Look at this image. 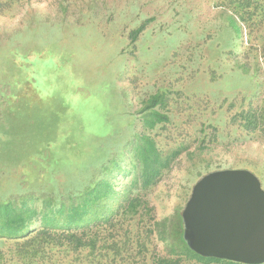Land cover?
<instances>
[{
  "label": "rangeland",
  "instance_id": "374dc122",
  "mask_svg": "<svg viewBox=\"0 0 264 264\" xmlns=\"http://www.w3.org/2000/svg\"><path fill=\"white\" fill-rule=\"evenodd\" d=\"M1 1L0 199L33 194L37 207L44 195L67 200L112 158L119 168L108 165L110 180L122 195L135 175L128 144L142 125L136 109L156 91L169 97L172 121L157 136L164 148L183 140L193 149L201 122L217 136L208 166L182 152L154 185L133 190L154 217L185 204L197 170L247 168L264 189V22L251 38L240 8L226 4L233 0ZM148 17L132 49L128 31ZM248 107L263 112L252 133L240 117L230 120ZM152 222L145 216L138 228L145 234ZM149 237L154 247L139 264H152V248L167 254L155 232Z\"/></svg>",
  "mask_w": 264,
  "mask_h": 264
},
{
  "label": "trees",
  "instance_id": "16d2710c",
  "mask_svg": "<svg viewBox=\"0 0 264 264\" xmlns=\"http://www.w3.org/2000/svg\"><path fill=\"white\" fill-rule=\"evenodd\" d=\"M226 4H237L240 8L251 38L254 29L261 30L264 0H233ZM2 5L0 0V12ZM33 12V6H29L25 14ZM151 19H143L128 31V45H132V49ZM168 100L164 91H156L139 101L136 112L142 120L141 129L133 133L128 144L135 175L122 195L116 193L110 180L108 165L119 168L117 160L112 158L101 166L105 171L103 175L86 184L76 194L69 195L67 200L44 195L41 206L37 207L35 200L40 197L33 194L0 199V264H139L141 259H147L150 246L154 247L149 237L153 232L163 242L167 254H159L152 248V264H182L183 256L204 262L243 263L202 255L189 247L183 236L181 215L189 197L184 205H177L172 213L156 218L149 202L139 194H133L137 187L145 190L154 185L182 152L193 159V165L210 164L205 156L214 151L213 140L217 136V128L211 123L207 125L201 122L194 136L196 146L193 149L183 140L168 149L158 141L157 136L172 121ZM237 117L241 119L239 125L247 133H252L263 119V112L253 107L239 109L231 116L232 123ZM204 125L211 126L213 132L208 135ZM225 169L250 171L247 168L217 167L203 174L197 170V174L201 177L207 172ZM145 216L153 221V228L143 234L138 227ZM37 222L38 227L31 228Z\"/></svg>",
  "mask_w": 264,
  "mask_h": 264
},
{
  "label": "water",
  "instance_id": "95a60500",
  "mask_svg": "<svg viewBox=\"0 0 264 264\" xmlns=\"http://www.w3.org/2000/svg\"><path fill=\"white\" fill-rule=\"evenodd\" d=\"M181 215L184 239L197 253L264 261V189L252 172H207L193 185Z\"/></svg>",
  "mask_w": 264,
  "mask_h": 264
}]
</instances>
